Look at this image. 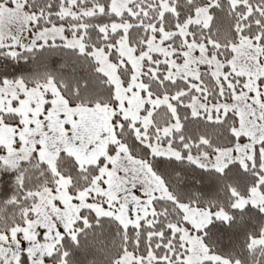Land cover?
<instances>
[{
    "label": "snow or ice",
    "instance_id": "6c2138e0",
    "mask_svg": "<svg viewBox=\"0 0 264 264\" xmlns=\"http://www.w3.org/2000/svg\"><path fill=\"white\" fill-rule=\"evenodd\" d=\"M0 264H264V0H0Z\"/></svg>",
    "mask_w": 264,
    "mask_h": 264
}]
</instances>
